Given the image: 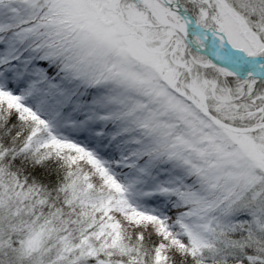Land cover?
Wrapping results in <instances>:
<instances>
[{
    "label": "snow or ice",
    "instance_id": "obj_1",
    "mask_svg": "<svg viewBox=\"0 0 264 264\" xmlns=\"http://www.w3.org/2000/svg\"><path fill=\"white\" fill-rule=\"evenodd\" d=\"M0 264H264V0H0Z\"/></svg>",
    "mask_w": 264,
    "mask_h": 264
}]
</instances>
